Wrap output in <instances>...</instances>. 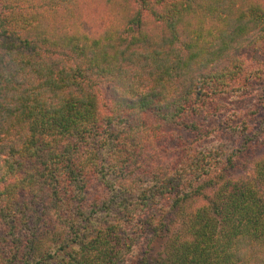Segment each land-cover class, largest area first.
Here are the masks:
<instances>
[{
  "label": "trees",
  "instance_id": "1",
  "mask_svg": "<svg viewBox=\"0 0 264 264\" xmlns=\"http://www.w3.org/2000/svg\"><path fill=\"white\" fill-rule=\"evenodd\" d=\"M127 263L264 264V0H0V264Z\"/></svg>",
  "mask_w": 264,
  "mask_h": 264
},
{
  "label": "rangeland",
  "instance_id": "2",
  "mask_svg": "<svg viewBox=\"0 0 264 264\" xmlns=\"http://www.w3.org/2000/svg\"><path fill=\"white\" fill-rule=\"evenodd\" d=\"M251 69L248 68V70ZM252 75H258L257 73H251ZM242 80V79H241ZM240 80V81H241ZM246 86L250 87V89H242L240 88V92L232 91L224 93L219 97V103L222 104V110L220 114H217L216 117L210 118L206 121H204L203 126L206 130H211L210 136L201 137V136H195V134H191L189 132L184 131L182 128L177 126H171L174 129V134H176L177 142L181 144H177L176 148L174 147V151L171 153H167L166 157H164L163 160L159 161V164H166L168 161H174V157L167 159L172 154H178L181 152L182 145L190 142L191 147H200L203 144H210L215 142H224L226 145H232L234 140V132L227 130L230 125H235L236 123L242 122L245 114H247L251 110L258 109L259 105V96L261 92V86L259 81L254 82L251 76H248L247 79H245ZM244 83V81H241L236 84V86H241ZM260 90V91H259ZM260 113V112H259ZM258 113V115H259ZM258 115L256 118H258ZM249 120V119H248ZM252 120L250 119L249 122ZM232 130V129H231ZM185 142V143H184ZM183 143V144H182ZM140 161V160H139ZM146 165V163H143ZM162 239H158L152 244L153 249L148 250L147 256H154L155 252L160 250V244L162 243ZM160 248V249H159ZM134 256H132L131 260L133 263H136L137 259L141 257L143 254L142 250H136L133 251ZM130 264V263H127Z\"/></svg>",
  "mask_w": 264,
  "mask_h": 264
}]
</instances>
